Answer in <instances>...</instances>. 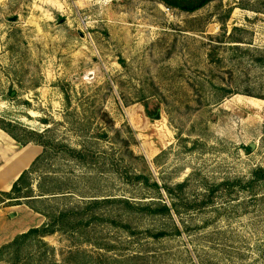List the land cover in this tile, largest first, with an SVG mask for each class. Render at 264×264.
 Segmentation results:
<instances>
[{
  "label": "rangeland",
  "instance_id": "1",
  "mask_svg": "<svg viewBox=\"0 0 264 264\" xmlns=\"http://www.w3.org/2000/svg\"><path fill=\"white\" fill-rule=\"evenodd\" d=\"M0 117L47 145L0 248L79 211L0 264H264V0H0Z\"/></svg>",
  "mask_w": 264,
  "mask_h": 264
},
{
  "label": "trees",
  "instance_id": "2",
  "mask_svg": "<svg viewBox=\"0 0 264 264\" xmlns=\"http://www.w3.org/2000/svg\"><path fill=\"white\" fill-rule=\"evenodd\" d=\"M160 2H163L164 4L168 5L169 7H178L184 11L188 12H194L205 5L209 4L210 2L214 0H159ZM0 128L5 130L7 133H9L18 143L21 145H27L29 143H37L44 148V152L46 151V142L44 140V135L41 132H37L34 130H28L25 127H23L21 130V133L18 132L19 126L17 124H14L10 121H6L5 119L0 117ZM71 153H74V157L80 160H85L86 157L82 151V149H70ZM41 155L37 160L33 163L32 167L29 170H26L21 177L14 183L12 189L10 191H3L0 192V195H3L9 200H16L15 204H21L20 199L22 198H28L29 201L37 200L38 198L33 197L32 194V187L30 183L31 175L36 171L37 164L39 161L43 158L44 155ZM145 178V177H141ZM148 181V180H147ZM143 182L144 184L148 185V182ZM153 187L160 189L158 183H153ZM26 189L29 191L28 193H23V190ZM129 205V208H133L134 204L130 203L129 201H126ZM98 200H91L90 204H98ZM30 206L36 210L37 212L42 213L46 217L50 218V221L43 223L41 226L33 227L29 231L20 234L16 237L15 240L12 242L4 245L0 248V258L4 252H8L9 255H15L18 256L21 247H23L26 243H42L43 238L46 236H49L51 234H54L56 232L60 231H67V227L65 225V219L68 218L70 215H77L79 211H76V209H66V210H60L56 212L55 214L50 215L47 213L46 210L38 209L35 205ZM138 209L148 215L151 216H162L166 214H170L173 210V205H167L166 203H161L158 201H152L150 203H141L138 205ZM163 233H160L162 235ZM158 235V236H160ZM157 236V235H156ZM19 247V248H18Z\"/></svg>",
  "mask_w": 264,
  "mask_h": 264
},
{
  "label": "crops",
  "instance_id": "3",
  "mask_svg": "<svg viewBox=\"0 0 264 264\" xmlns=\"http://www.w3.org/2000/svg\"><path fill=\"white\" fill-rule=\"evenodd\" d=\"M43 152V146L37 143L21 145L0 128V191H10L14 183L32 167ZM20 213L37 221L30 227H38L46 220L42 213L28 206H21Z\"/></svg>",
  "mask_w": 264,
  "mask_h": 264
}]
</instances>
